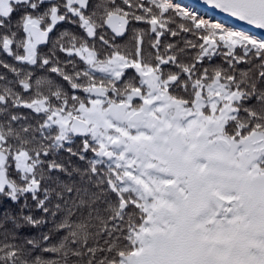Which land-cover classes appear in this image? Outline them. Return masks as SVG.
<instances>
[{
    "label": "snow or ice",
    "instance_id": "1",
    "mask_svg": "<svg viewBox=\"0 0 264 264\" xmlns=\"http://www.w3.org/2000/svg\"><path fill=\"white\" fill-rule=\"evenodd\" d=\"M203 2L264 30V0ZM0 57V264H264V40L0 0Z\"/></svg>",
    "mask_w": 264,
    "mask_h": 264
},
{
    "label": "trees",
    "instance_id": "2",
    "mask_svg": "<svg viewBox=\"0 0 264 264\" xmlns=\"http://www.w3.org/2000/svg\"><path fill=\"white\" fill-rule=\"evenodd\" d=\"M175 5H181V7L183 8H187L188 11H191L193 14L196 15L197 14H200L201 11H203V9H201L200 7L196 6L195 4H193L192 2L188 1V0H177L176 2H174ZM204 15V13H201ZM217 21V23L223 25L224 27H230V28H235L236 30L238 31H245L247 32L249 35H254L257 39L259 40H264V37L260 36V35H257L255 33H252L250 31H248L247 29L243 28V27H240L238 25H235V24H232L224 19H221V18H218L215 19ZM0 58H4V57H0ZM10 60V58H8Z\"/></svg>",
    "mask_w": 264,
    "mask_h": 264
},
{
    "label": "water",
    "instance_id": "3",
    "mask_svg": "<svg viewBox=\"0 0 264 264\" xmlns=\"http://www.w3.org/2000/svg\"><path fill=\"white\" fill-rule=\"evenodd\" d=\"M195 1L201 3L202 5H205L206 7H208L209 9H211L212 11L216 12V13L219 14V15H223V16H225V17H227V18H229V19H231V20H233V21H235V22H237V23H239V24H241V25H243V26H246V27H248V28H250V29H253V30H255V31L259 32V33H262V34L264 35V30L255 29L254 27L249 26V25H246V24H244L243 22L236 21L235 18L229 17L227 14H225V13H221V12H219V10L214 9V8H212V7L208 6V5H206V4L203 2V0H195Z\"/></svg>",
    "mask_w": 264,
    "mask_h": 264
},
{
    "label": "rangeland",
    "instance_id": "4",
    "mask_svg": "<svg viewBox=\"0 0 264 264\" xmlns=\"http://www.w3.org/2000/svg\"><path fill=\"white\" fill-rule=\"evenodd\" d=\"M173 2V1H172ZM174 3V2H173ZM181 5L182 4H180V5H178L179 7H181ZM184 8V7H183ZM184 9H186L187 10V8H184ZM196 15L197 16H199V17H201V18H203V19H206V20H209L210 22H212V23H217V21L216 20H214V19H210V17L208 16H203L201 13L200 14H197L196 13Z\"/></svg>",
    "mask_w": 264,
    "mask_h": 264
}]
</instances>
